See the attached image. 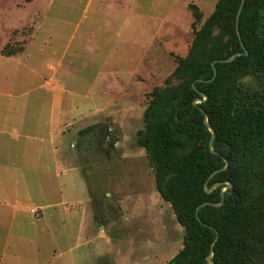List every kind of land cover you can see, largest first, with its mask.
Instances as JSON below:
<instances>
[{
    "label": "rangeland",
    "instance_id": "rangeland-1",
    "mask_svg": "<svg viewBox=\"0 0 264 264\" xmlns=\"http://www.w3.org/2000/svg\"><path fill=\"white\" fill-rule=\"evenodd\" d=\"M188 4L197 7L198 20ZM214 4L215 0H0V123L8 120L13 108L28 105L17 116L23 128L32 129L40 114L34 106L47 103L40 102L38 80L25 76L27 66L43 78L44 72L63 76L61 82L77 96L83 97L88 88L90 103L100 106V125L90 139L81 142L86 136L70 135L72 147H66V152L76 155L80 171L75 173L78 187L63 188V195L82 202L79 210L84 220L94 206L102 219L101 227L89 223L84 231L85 236H100L87 247L94 255L88 257L92 260L88 264L109 260L140 264V244L145 238L148 264H164L181 247V227L168 203L158 196L148 160L135 145L134 135L142 128V110L152 89L177 83L168 76ZM260 15L258 32L264 36V6ZM33 43L37 45L30 48ZM66 43L69 49L62 56ZM31 55L35 59L27 66L1 59L26 60ZM45 61L51 62V70ZM93 76L99 78L92 87ZM243 85L255 86V79L244 78ZM80 97L71 101L83 102ZM25 203L27 209L36 204ZM115 203L125 214L129 212L130 219L116 220ZM144 209L152 212V218L138 216ZM46 223L50 232L55 231L49 236H59L53 222ZM40 225H34L37 232Z\"/></svg>",
    "mask_w": 264,
    "mask_h": 264
},
{
    "label": "trees",
    "instance_id": "trees-1",
    "mask_svg": "<svg viewBox=\"0 0 264 264\" xmlns=\"http://www.w3.org/2000/svg\"><path fill=\"white\" fill-rule=\"evenodd\" d=\"M239 2L215 0L168 76L177 83L152 89L134 135L183 228L165 264H210L207 255L212 264H264V0H243L236 18ZM247 77L256 85L244 86Z\"/></svg>",
    "mask_w": 264,
    "mask_h": 264
},
{
    "label": "crops",
    "instance_id": "crops-1",
    "mask_svg": "<svg viewBox=\"0 0 264 264\" xmlns=\"http://www.w3.org/2000/svg\"><path fill=\"white\" fill-rule=\"evenodd\" d=\"M144 37L146 41L143 47L148 42V36ZM34 45L37 44L33 43L30 48H34ZM68 49L69 44H64L61 55L64 56ZM71 53L76 55V51ZM1 59L27 66L26 62L35 58L31 55L26 60L11 56ZM50 64L51 62L45 61V67L49 70L53 68ZM26 69L25 76L38 80L37 90L42 91L39 94L43 96L40 102L45 100L47 103L34 106L40 114L34 118L37 123H33L32 129L23 128L22 118L17 116L22 110L21 107H29L28 105L13 108L8 120L0 123V264H54L58 258L59 264H84L87 261L92 263L94 255L88 253L87 247L92 246L100 236H85L84 231L89 223L101 227L102 219L96 216L94 206V211L91 210L88 218L84 220L83 213L79 210L82 202L72 200V197L69 200L63 195V188L74 190L79 182L75 178V173L80 171L76 155L66 152L67 144L72 147L70 135H79L80 129L94 125L92 131L79 135L86 136L81 142L89 140L100 125V106L90 103L92 98L88 88L83 92L84 96L80 97L75 90L61 82L64 81L63 76L44 72L43 78L42 73L33 67L27 66ZM98 78L92 77V87ZM6 96L8 95L4 97ZM74 97H80L84 101H71ZM64 100L71 102L61 104ZM62 176L65 178L61 181L59 178ZM30 192L35 196L33 199ZM31 201L36 204L33 207L29 205L27 209L25 202ZM118 204L115 203L116 220L125 217L130 219L127 216L129 212L125 214ZM93 205L92 202L91 206ZM31 208L36 210L37 215L29 212ZM152 215V212L148 214L144 209L138 216L147 219L152 218ZM46 221L53 222L59 236H49L53 229L50 232L51 227ZM36 224H41L38 232L34 226ZM181 232L183 234L182 227ZM103 238L105 241L108 239L107 236ZM139 251V263L148 264L146 238L140 244ZM88 257L91 258L90 261ZM107 264L115 262L109 260Z\"/></svg>",
    "mask_w": 264,
    "mask_h": 264
},
{
    "label": "water",
    "instance_id": "water-1",
    "mask_svg": "<svg viewBox=\"0 0 264 264\" xmlns=\"http://www.w3.org/2000/svg\"><path fill=\"white\" fill-rule=\"evenodd\" d=\"M242 2H243V0H240L239 5H238V7H237L236 18H237V16H238V12H239V10H240V8H241ZM213 76H214V71H213ZM203 123L207 126V121H206V118H205V117H203ZM211 133H212V131H211ZM211 137H212V134H211ZM211 137H210L209 143H210V141H211ZM225 184H226V187H229V186H230V184H229L228 182H225ZM222 190H223V188H222ZM222 190H221V191H222ZM205 191L207 192V191H209V189H205ZM205 258H206V260H207L210 264H212L211 261H210V259H209V255H207Z\"/></svg>",
    "mask_w": 264,
    "mask_h": 264
},
{
    "label": "built area",
    "instance_id": "built-area-1",
    "mask_svg": "<svg viewBox=\"0 0 264 264\" xmlns=\"http://www.w3.org/2000/svg\"><path fill=\"white\" fill-rule=\"evenodd\" d=\"M29 212H30L31 214H35V215H37V212H36V210H35V209H33V208L29 209Z\"/></svg>",
    "mask_w": 264,
    "mask_h": 264
}]
</instances>
